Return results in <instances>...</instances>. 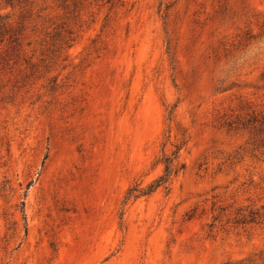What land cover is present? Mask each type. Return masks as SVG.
<instances>
[{
  "label": "rangeland",
  "instance_id": "374dc122",
  "mask_svg": "<svg viewBox=\"0 0 264 264\" xmlns=\"http://www.w3.org/2000/svg\"><path fill=\"white\" fill-rule=\"evenodd\" d=\"M0 15V264L264 249V222H236L264 204V0H0ZM182 142L168 188L125 201Z\"/></svg>",
  "mask_w": 264,
  "mask_h": 264
},
{
  "label": "trees",
  "instance_id": "16d2710c",
  "mask_svg": "<svg viewBox=\"0 0 264 264\" xmlns=\"http://www.w3.org/2000/svg\"><path fill=\"white\" fill-rule=\"evenodd\" d=\"M4 17L0 15V35L1 30L4 27L3 24ZM264 123V119H263ZM183 147V142L176 146V149L171 154L164 153L161 159L162 164L164 165L163 172L156 179H154L147 187H140L138 184L131 187L125 197V201L130 200L131 198L137 199L144 195H149L154 192L159 187L168 188L173 177L178 173L180 167L177 164L180 150ZM238 218L236 222H255L263 223L264 222V204L261 207H257V211H249V213H244L243 211L238 212ZM218 217H215L217 220ZM213 225V224H211ZM224 264H264V249L259 252L240 259L236 261H227Z\"/></svg>",
  "mask_w": 264,
  "mask_h": 264
}]
</instances>
